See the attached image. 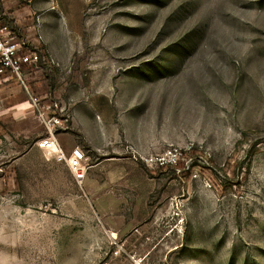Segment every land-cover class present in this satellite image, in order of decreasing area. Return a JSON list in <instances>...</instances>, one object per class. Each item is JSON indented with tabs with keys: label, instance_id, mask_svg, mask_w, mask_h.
Masks as SVG:
<instances>
[{
	"label": "rangeland",
	"instance_id": "rangeland-1",
	"mask_svg": "<svg viewBox=\"0 0 264 264\" xmlns=\"http://www.w3.org/2000/svg\"><path fill=\"white\" fill-rule=\"evenodd\" d=\"M0 6V264H264V0Z\"/></svg>",
	"mask_w": 264,
	"mask_h": 264
},
{
	"label": "built area",
	"instance_id": "built-area-1",
	"mask_svg": "<svg viewBox=\"0 0 264 264\" xmlns=\"http://www.w3.org/2000/svg\"><path fill=\"white\" fill-rule=\"evenodd\" d=\"M7 18L3 12H0V77L6 72H10L11 75L16 76L27 89L25 82L23 80L24 72L26 69L22 68L23 64H33L37 60L35 55V60L28 56L21 55V43L18 41L14 31L8 29L4 24L7 22ZM33 103L38 108L39 101L36 97H31ZM40 111V107L38 108ZM38 111V112H39ZM44 112V111H43ZM45 127L48 130L49 136L45 140L40 142V147L44 149H53L56 147L57 142L54 136V128L59 124V120L56 116H51L45 119ZM179 152L177 150L170 151L166 156L156 158V161L161 165H173L179 159ZM72 158L75 161H79L83 158V154L80 150H74L72 153Z\"/></svg>",
	"mask_w": 264,
	"mask_h": 264
},
{
	"label": "trees",
	"instance_id": "trees-1",
	"mask_svg": "<svg viewBox=\"0 0 264 264\" xmlns=\"http://www.w3.org/2000/svg\"><path fill=\"white\" fill-rule=\"evenodd\" d=\"M1 9L2 8L0 6V12H2ZM4 25H6L9 30L14 31L15 34L20 37L19 30L16 29V27L14 26V24L11 21H7L6 24H4ZM22 45H23L24 48H26V46H27L24 42L22 43ZM35 53H36V56H37L36 62H34L33 64H30V65L23 64L22 65L23 69H29V68H31L33 66H36V67L44 66V60L43 59H44L45 55H43L42 53H38V52H35ZM21 55H23V56H27L28 55V54H24V52L22 50V46H21Z\"/></svg>",
	"mask_w": 264,
	"mask_h": 264
}]
</instances>
